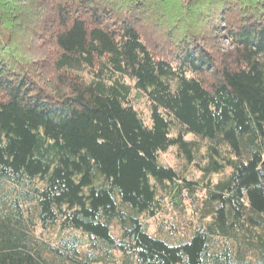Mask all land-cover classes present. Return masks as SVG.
<instances>
[{
  "label": "trees",
  "instance_id": "16d2710c",
  "mask_svg": "<svg viewBox=\"0 0 264 264\" xmlns=\"http://www.w3.org/2000/svg\"><path fill=\"white\" fill-rule=\"evenodd\" d=\"M0 264H264V0H0Z\"/></svg>",
  "mask_w": 264,
  "mask_h": 264
},
{
  "label": "rangeland",
  "instance_id": "374dc122",
  "mask_svg": "<svg viewBox=\"0 0 264 264\" xmlns=\"http://www.w3.org/2000/svg\"><path fill=\"white\" fill-rule=\"evenodd\" d=\"M172 157H173V155H172V152L171 151H169V152H167V153H165V154L162 155V158L164 160L168 161V162H171Z\"/></svg>",
  "mask_w": 264,
  "mask_h": 264
}]
</instances>
